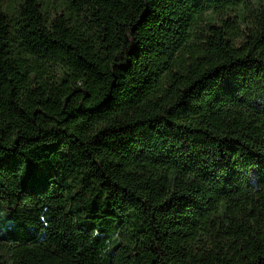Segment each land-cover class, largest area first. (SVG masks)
Instances as JSON below:
<instances>
[{"label":"trees","instance_id":"1","mask_svg":"<svg viewBox=\"0 0 264 264\" xmlns=\"http://www.w3.org/2000/svg\"><path fill=\"white\" fill-rule=\"evenodd\" d=\"M0 0V264H264V0Z\"/></svg>","mask_w":264,"mask_h":264},{"label":"rangeland","instance_id":"2","mask_svg":"<svg viewBox=\"0 0 264 264\" xmlns=\"http://www.w3.org/2000/svg\"><path fill=\"white\" fill-rule=\"evenodd\" d=\"M44 5H46L51 12L56 10H66V2L63 0H41Z\"/></svg>","mask_w":264,"mask_h":264}]
</instances>
